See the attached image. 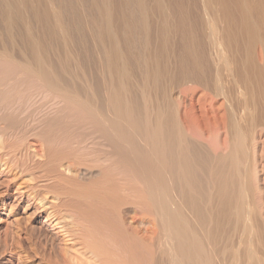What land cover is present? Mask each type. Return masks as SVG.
Segmentation results:
<instances>
[{
    "label": "bare ground",
    "instance_id": "obj_1",
    "mask_svg": "<svg viewBox=\"0 0 264 264\" xmlns=\"http://www.w3.org/2000/svg\"><path fill=\"white\" fill-rule=\"evenodd\" d=\"M52 1L81 31L83 82L50 47L57 35L43 4L28 11L49 39L20 30L26 54L1 38L0 59L22 61L46 93L83 111L72 144L40 137L18 148L25 160L3 154L15 175L43 174L31 170L24 184L61 240L53 263L167 264L168 228L177 264H264V0H85L96 48L76 0ZM15 4L0 0L7 31L21 20ZM44 96L25 106L60 109L62 99ZM81 166L88 185L67 176Z\"/></svg>",
    "mask_w": 264,
    "mask_h": 264
},
{
    "label": "rangeland",
    "instance_id": "obj_2",
    "mask_svg": "<svg viewBox=\"0 0 264 264\" xmlns=\"http://www.w3.org/2000/svg\"><path fill=\"white\" fill-rule=\"evenodd\" d=\"M15 1H16V4H15L16 7L19 5L17 7L18 9L15 8L17 11L15 13V15L20 16V14H21V20H20V17H18V19L16 20L17 22L15 23L16 25L13 24L12 26H8L9 31L5 30V27L3 26V22H4V24H6L7 22L5 20L4 21L1 20V18H4V17H3V15L1 16V14H0V39L3 38L4 41H6V44H9L7 46V49H9V50L12 49L15 51H17V49H18V52L21 51L23 56L26 54L27 47H26L24 41H22L21 38H20L21 41L19 39H18L19 41L17 40L18 34H20V33L25 34V32H27L25 34V36H27V34H28V36L31 38L30 40L33 39L34 41L42 39L43 36L45 39H42V40L49 39L46 36V32L45 33L41 32L40 38H38L39 37L38 31H42L44 27L42 25L38 27V24L40 25V22L38 21V19H36L37 18V17H35L36 14L34 13V15H32L29 12V11L36 12L38 10V8L40 10V6H41V4H43V7H46V8L48 7L49 9H47V10H49L51 12V15L53 14V16H52L53 22H51L52 23L51 25L55 28V34L57 35V36L54 35V37L51 40H49L50 42L54 41L53 44L51 42V44H52L51 46H50V43H48L46 45L50 46V47H52V46L54 47V43L57 44V46L55 45L54 50L58 51V52L63 51L61 56L64 55V57H68L67 59L64 57L62 59L63 60L66 59V61L68 60V62L70 61L69 65L70 66L72 65L71 67L75 68L77 66L75 69L78 70V68H79L80 72L81 71L83 72V69L81 67L82 65L80 62V54L78 55V53L81 52V51L79 52V50H82L81 31L80 30L78 31L77 29H74L73 27L71 29V26L69 27L70 30L67 29L69 24H68V26L66 24V23H68V21L65 23V19H67V18L65 16V14L63 13V11L58 6L59 4L56 2H53L52 0H43L44 1L43 3H39L38 0L37 1L36 0H15ZM23 2H24V4H23ZM76 3H77V5H76L77 8H79L78 11L80 9H82L80 11H82V12L84 11L83 12L84 16H83L82 12L80 14L83 16V19H86L85 24H87V26H88V22H89V26H91V28H88L89 26L88 27L86 26L87 27L86 31L88 32L90 30L89 35L92 34L91 42H92V45L94 44L93 48H96L97 47L96 42H95V40H96L95 34L97 31L96 26H95L96 23L93 21L94 23L92 24V22L89 21L90 19L92 20L93 18L91 16V14L89 13L90 11L88 10L86 4H84L85 0H79V1L76 0ZM47 4H50V5H47ZM78 4L80 7H78ZM56 5L58 7H56ZM30 6H31V8H30ZM32 7L35 9V11L33 10ZM41 9H42V6H41ZM83 9H87L88 11L83 10ZM21 11H22V13H21ZM54 19H55V21H54ZM57 19H58V21H57ZM54 22H55V24H53ZM13 26H15V28H13ZM9 27H11V28H9ZM38 28H40V30ZM56 29H59V30H56ZM44 30H46V29H44ZM19 31H20V33H18ZM23 31H25V32H23ZM72 31L74 32V34ZM77 31H78V33H77ZM14 32H16V34ZM8 33H10V34H8ZM42 33H43V36L41 35ZM9 35L12 36L13 41L10 40ZM14 35H17V36H14ZM41 36H42V38H41ZM14 37L15 38L17 37V38L15 39ZM55 37L56 38L58 37V38L56 39ZM59 37L60 38L62 37V38L60 39ZM63 38H65V39H63ZM64 40H65V42H64ZM80 40H81V42H80ZM17 42H19L22 45H19ZM62 42H64V43H62ZM60 46L63 49L65 48L66 52L64 50H62V48ZM63 46H65V47H63ZM21 47H22V49H21ZM1 48H2V46L0 45V49ZM56 48H57V50H56ZM24 50H26V51H24ZM67 51H68V54H67ZM53 56L58 58L57 56H59V55H58V53H56V55H53ZM5 57L3 59H0L1 62H4V64L0 65V114L2 113L0 115V118H1L0 119V145H1V148L3 147L2 150L0 151V153L3 152L2 155L4 153H7L6 155L4 154L5 157H7L8 153H9L7 150L9 148H12L15 150V152H17V154H19L18 157L21 160H25L23 155L18 151V148L20 147L19 148V150H20L23 146H25V144H29V143H32V144L40 143L39 140L41 138L47 140L49 143H52L54 146L56 143H58L59 145L66 144L67 146L72 144L74 139L77 138V135L81 133L80 129L82 128L81 122H82V116H83V111L81 109V106L78 105L76 102H74L70 97H68V98H61L60 97L59 98L58 94H56L55 92H47L46 93L47 88L45 87V84H44L45 82H44V80H42L39 77V75L35 74L31 70L26 69V67L24 66L22 61L20 62V60L14 59V57L9 56V54H5ZM55 57L53 59H56ZM96 61L99 65V57L98 58L96 57ZM71 67H70V70H71ZM73 68H72L73 72L72 71L71 72L73 73L74 76H72V73H71V79H73L74 81L77 80L78 83H79V81H80V83H82L83 82V76H81V73H78L79 70L76 71V73H75V70ZM77 75H78V77H77ZM36 85L37 86L39 85V86L37 87ZM31 90H32V92H30ZM38 92H42L41 95H39L40 93H38ZM28 93H29V95L27 96ZM44 95H47V96L53 97V98L57 97V99H56L57 101H58V99L59 100L62 99L63 102L61 103L60 109L53 111V106H51L52 110L48 111L50 108L46 109V110H42V109L38 108L35 110V107H33V108L27 107V106H29V104H30V106H32V103H31L32 101H29L28 98L30 99L32 96H34L35 99L38 100V99H41L42 97H45ZM27 103H28V105L25 106V104H27ZM26 108H28V109L26 110ZM28 110H30V111H28ZM32 111H33V113H32ZM67 112H69V113H67ZM43 114H44V116H43ZM95 114H97V112ZM56 115H58V116H56ZM69 117H71V118H69ZM38 118L40 121L38 120ZM5 121L8 123H6ZM62 122L66 125L63 126ZM6 126H7V128H6ZM12 127H13V129H12ZM16 127H18V128H16ZM14 129H15V131H14ZM34 129H36V130H34ZM25 130L27 132H25ZM79 130H80V133H79ZM18 131L21 134L23 133L25 136H23V134L22 135L19 134ZM75 131H76V133H75ZM14 133H15V136H14ZM5 134H6V136H5ZM19 135H21V136H19ZM23 138H25V139H23ZM33 138H35V139H33ZM10 139L12 142H10ZM120 143H121V141H120ZM6 144H8V146ZM9 144H11L12 147ZM19 144H21V145H19ZM58 144H56V145H58ZM5 151H7V152H5ZM4 155L2 156V158L0 156V160H2V161H0V264H54L53 263L54 259H56V257H58V254H55L56 251L54 252V246L57 247V245L60 244L61 240L57 235V230H55L54 227L49 222H47V218H46L47 214L44 212L43 213L41 212V206H40L41 203L38 200L32 199L27 195L28 194L27 188H25V184H24V183H26V181H32L31 179H32L33 175H34V177H36L37 175L40 176L43 174L40 173L41 172L40 169H33L35 166H33V167L31 166L32 169H28V170H30V172L32 170V172L37 174V175H35L31 172L33 174L32 175L27 170L22 174L15 175L14 172H12V171H10V169H8V165L6 164V161H5V159L9 160L11 158L10 156L12 154H10L8 156L9 159H8V157L5 158ZM3 158H5V159H3ZM136 162H137V160H136ZM11 163H13V161ZM84 167L85 166H81V168L80 167L77 168V169H79V168L81 169L80 176L78 173H74V171H73V173L67 172V176L72 175L70 178L72 179V181L75 180L74 182L78 185H80V184L81 185H88L90 180H92L93 178H91V179L89 178L90 179L89 180L88 178L83 177L82 173L84 172V169H85ZM73 169H75V167H73ZM261 175H262V179H263L264 178V172H261ZM40 184L43 185V183H40ZM40 190H42V189H40ZM175 193L177 194L176 191H171V196L173 197V195ZM178 197H176V195H174L173 199L175 201H178ZM166 232L167 233H166L165 238H166L167 251L171 246V248L167 252V255H168L167 256V264H177V263H179V259H176V258H179V254H178L177 249L174 250L176 248L175 247L176 244L174 243L173 239L171 240V236H170V232H169L168 228H167ZM37 245H38V247H37ZM40 246H42V247H40ZM170 250L172 252H170ZM59 259H63L60 254H59ZM66 264H77V263L75 261L68 260V262Z\"/></svg>",
    "mask_w": 264,
    "mask_h": 264
}]
</instances>
